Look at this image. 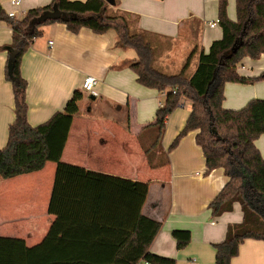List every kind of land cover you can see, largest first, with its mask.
I'll list each match as a JSON object with an SVG mask.
<instances>
[{
    "label": "trees",
    "instance_id": "16d2710c",
    "mask_svg": "<svg viewBox=\"0 0 264 264\" xmlns=\"http://www.w3.org/2000/svg\"><path fill=\"white\" fill-rule=\"evenodd\" d=\"M53 7L64 13L67 21L35 22ZM217 19L221 38L211 43L207 53L193 48L180 70L167 74L156 64L169 43L133 29L131 16L111 14L104 0H52L26 11L20 19L9 18L0 5V21L9 24L12 31L11 44L0 47V51L13 55L12 61L8 59L5 79L12 86L14 101V120L8 127L6 145L0 148V178L35 173L47 162L54 163L47 214L56 217L43 240L33 247H27L23 239L0 236V264H177L174 259L150 252L161 223L142 214L149 191L147 183L61 161L82 99L80 91H74L63 111L45 123H28L27 82L20 73L21 59L32 41L43 35V28L55 22L63 23L73 34L82 28L95 34L113 30L116 46L135 51L136 58L128 67L137 82L166 93L154 121L145 127L153 130L151 149L160 145L165 122L181 100L190 103L185 125L170 149L183 135L196 132L195 142L203 153L206 173L221 169L227 179L208 205L212 217L232 212L236 204L242 215L240 223L227 226L224 240L212 245L215 264H230L244 240L264 242V157L255 144L264 135V99H252L239 109L223 106L226 84L264 82V71L246 76L237 70L245 58L255 61L264 54V0H235V20L227 16V1L219 0ZM195 57L196 68L189 73ZM67 221L88 225L90 234L72 233L60 224ZM172 237L177 250L184 249L191 239L189 231L181 230L173 231ZM78 243L90 245L92 251L75 252Z\"/></svg>",
    "mask_w": 264,
    "mask_h": 264
},
{
    "label": "crops",
    "instance_id": "0c3cea01",
    "mask_svg": "<svg viewBox=\"0 0 264 264\" xmlns=\"http://www.w3.org/2000/svg\"><path fill=\"white\" fill-rule=\"evenodd\" d=\"M9 1L0 0V5L6 13L14 12L15 18L20 19L26 11L46 6L52 0H23L17 7ZM226 1L227 16L235 20L231 9L235 0ZM218 2L116 0L110 12L129 14L133 29L147 32L160 42H168L166 51L162 52L164 55L169 54L170 46L176 47L180 41L181 54L188 56L195 47L207 53L211 43L221 38L219 25L208 26L217 19ZM11 42V26L0 21V47L9 46ZM116 43L117 35L113 30L95 34L82 28L73 34L60 22L45 26L43 35L32 41L21 59L20 73L27 82V121L31 126L45 123L53 114L63 111L74 91H80L82 99L61 161L91 172L147 183L149 191L142 214L161 223L150 252L174 259L177 264H215L212 245L224 240L229 224L242 221L240 207L236 204L232 212L212 217L208 205L227 179L221 169L206 173L203 153L195 142L196 132H188L174 148L170 149V145L166 149L163 139L171 114L165 122L160 145L151 149L153 130L145 127L154 121L155 110L163 104L166 94L159 93L162 100L154 98L152 89L137 82L135 73L128 67L136 57L129 55L128 48L118 47ZM8 59V51H0V148L6 145L8 127L14 120L13 90L5 79ZM244 60L251 68L240 74L254 76L264 71V54L255 61ZM197 61L195 57L191 73ZM87 76L97 79L98 97L94 99L88 95L92 103H85L84 108L81 106L84 97L81 85ZM252 99H264V82L224 86L223 106L226 109H239ZM184 107L182 100L176 108ZM190 111L191 106L174 131L176 137ZM261 137L255 141L256 146ZM54 171L55 164L47 162L38 172L7 180L1 178V237L23 239L27 247L43 240L56 219L47 214ZM37 205L41 206L40 210L33 208ZM60 224L76 235L90 234L88 225L81 222ZM175 230L190 233V242L182 250L176 249L172 237ZM74 247L75 252L88 254L92 251L90 245L78 243ZM230 264H264V242L244 240Z\"/></svg>",
    "mask_w": 264,
    "mask_h": 264
},
{
    "label": "rangeland",
    "instance_id": "374dc122",
    "mask_svg": "<svg viewBox=\"0 0 264 264\" xmlns=\"http://www.w3.org/2000/svg\"><path fill=\"white\" fill-rule=\"evenodd\" d=\"M231 9H232V13H233L232 16H233V18H235V4H234V2H233V7ZM110 13L113 14L112 12H110ZM17 18H19V17H17ZM218 29H219V27H217L215 29V31H217ZM177 46H178V50H176ZM177 46L176 47L170 46L169 47L170 48L169 54H167V53H165V55H164V53L159 54V56H161V57H158V60H157L158 65L156 64V66L162 72H165L167 74L178 72L180 70V68L182 67V65L184 64V61H185L187 55L185 53L181 54L182 49L180 50V48H182V47L179 48L180 41L178 42ZM127 51H128L130 56L136 57L135 51L133 49L128 48ZM165 51L166 50L164 49L163 52H165ZM159 52L160 51H158V53ZM191 65L192 66H191L189 73H191V70L193 69V63ZM241 65H243L244 68H242ZM241 65H239L237 68L238 72H245L247 70H250V68H251L250 65L248 64V62L245 60L243 61V63ZM152 90L154 91V98L157 97L160 100H162V98H163L162 95H160L158 91H156L154 89H152ZM83 93H84L83 94L84 97H83V101L81 103V106L85 108L87 106V105L85 106V103H88L91 100L89 99L88 94H86L85 92H83ZM164 94H166V93H164ZM184 101H185V107L184 108H175L168 118L167 125H166V131H165V135H164V139H163V144L166 145V149L169 148V146L175 140L176 134L174 135V131L176 130V127L181 123L182 119L186 118L187 112L189 111L190 103L187 100H184ZM91 103H92V101H91ZM88 106H91V105H88ZM94 107H96V106L93 105V108ZM155 112H156V110H155ZM152 120L150 122H152ZM261 139L264 140V136H262L260 138V140L257 141V146L261 149V152L264 154V145H263L264 141ZM143 151H146L144 146H143ZM162 157L163 156H161V158H159V160H161ZM53 164L54 163H52V165ZM0 180H1V178H0ZM40 207L41 206L37 205V206H34L33 208L35 210H40L41 209Z\"/></svg>",
    "mask_w": 264,
    "mask_h": 264
},
{
    "label": "built area",
    "instance_id": "2783aa9c",
    "mask_svg": "<svg viewBox=\"0 0 264 264\" xmlns=\"http://www.w3.org/2000/svg\"><path fill=\"white\" fill-rule=\"evenodd\" d=\"M23 0H10V4L14 7H17L20 5V3L22 2ZM7 16L9 18H15V13L14 12H9L7 13ZM218 25V19L208 23V26L210 28H213L215 26ZM50 45L52 44V42L49 43ZM96 85H97V79L94 78V77H91V76H87L84 78L83 82H82V85H81V89L83 92H85L86 94H88L91 98H97L98 97V93L96 91Z\"/></svg>",
    "mask_w": 264,
    "mask_h": 264
},
{
    "label": "water",
    "instance_id": "95a60500",
    "mask_svg": "<svg viewBox=\"0 0 264 264\" xmlns=\"http://www.w3.org/2000/svg\"><path fill=\"white\" fill-rule=\"evenodd\" d=\"M109 6H114L116 3V0H104ZM67 21V16L64 13H61L57 10L56 7H53L52 11H48L43 13L35 22L37 24L44 23L47 20H59ZM13 55L9 57V62L12 61Z\"/></svg>",
    "mask_w": 264,
    "mask_h": 264
}]
</instances>
